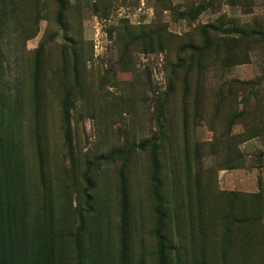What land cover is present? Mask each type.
<instances>
[{
	"label": "rangeland",
	"instance_id": "1",
	"mask_svg": "<svg viewBox=\"0 0 264 264\" xmlns=\"http://www.w3.org/2000/svg\"><path fill=\"white\" fill-rule=\"evenodd\" d=\"M0 264H264V0H0Z\"/></svg>",
	"mask_w": 264,
	"mask_h": 264
},
{
	"label": "trees",
	"instance_id": "2",
	"mask_svg": "<svg viewBox=\"0 0 264 264\" xmlns=\"http://www.w3.org/2000/svg\"><path fill=\"white\" fill-rule=\"evenodd\" d=\"M65 116H66L65 123L67 125V129H69V123H70L69 116H70V112H69L68 107L65 109ZM67 136H69V135H67Z\"/></svg>",
	"mask_w": 264,
	"mask_h": 264
}]
</instances>
